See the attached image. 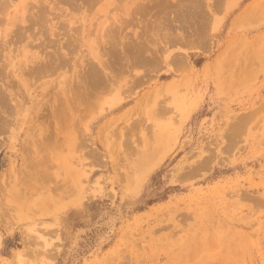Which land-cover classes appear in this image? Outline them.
I'll use <instances>...</instances> for the list:
<instances>
[{"label": "rangeland", "instance_id": "rangeland-1", "mask_svg": "<svg viewBox=\"0 0 264 264\" xmlns=\"http://www.w3.org/2000/svg\"><path fill=\"white\" fill-rule=\"evenodd\" d=\"M0 264H264V0H0Z\"/></svg>", "mask_w": 264, "mask_h": 264}]
</instances>
